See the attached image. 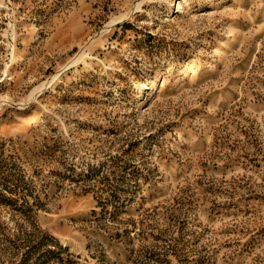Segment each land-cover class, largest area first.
I'll return each instance as SVG.
<instances>
[{
  "label": "rangeland",
  "instance_id": "rangeland-1",
  "mask_svg": "<svg viewBox=\"0 0 264 264\" xmlns=\"http://www.w3.org/2000/svg\"><path fill=\"white\" fill-rule=\"evenodd\" d=\"M0 264H264V0H0Z\"/></svg>",
  "mask_w": 264,
  "mask_h": 264
},
{
  "label": "bare ground",
  "instance_id": "bare-ground-1",
  "mask_svg": "<svg viewBox=\"0 0 264 264\" xmlns=\"http://www.w3.org/2000/svg\"><path fill=\"white\" fill-rule=\"evenodd\" d=\"M236 7V4L233 2H228L225 4V9L226 10H232ZM225 42V43H224ZM223 44H221L220 47H225L226 45H231L233 44L232 39H229L227 41H224ZM220 44V43H219ZM226 44V45H225ZM212 62H219V60L217 58H214L212 60ZM198 66V56L193 55L191 56L187 62L185 63V65H183L179 70H178V76L179 77H184V76H189L191 74H194V72L196 71V67ZM144 100H142L140 103H143ZM36 117H32L26 120L25 126H31L36 122ZM37 123V122H36ZM15 131H19V127L14 129Z\"/></svg>",
  "mask_w": 264,
  "mask_h": 264
}]
</instances>
